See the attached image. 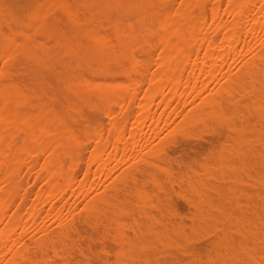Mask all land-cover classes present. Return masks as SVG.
I'll use <instances>...</instances> for the list:
<instances>
[{
  "label": "bare ground",
  "instance_id": "bare-ground-1",
  "mask_svg": "<svg viewBox=\"0 0 264 264\" xmlns=\"http://www.w3.org/2000/svg\"><path fill=\"white\" fill-rule=\"evenodd\" d=\"M0 55V264H264V0H0Z\"/></svg>",
  "mask_w": 264,
  "mask_h": 264
},
{
  "label": "rangeland",
  "instance_id": "rangeland-1",
  "mask_svg": "<svg viewBox=\"0 0 264 264\" xmlns=\"http://www.w3.org/2000/svg\"><path fill=\"white\" fill-rule=\"evenodd\" d=\"M1 64L3 65V61H2V57H1V55H0V66H1ZM205 130V131H204ZM208 129H203V132H198V131H196V134H195V132H193V134H191L192 136H189L188 135V137H189V139H188V137H186V138H183V139H180V140H178V142H179V148L178 149H181V147H183V146H186V147H183L184 149H185V154H183L182 153V157H181V161H180V158H178V160L179 161H177V163L179 162H181V164H173V170L175 171H173V177L174 178H177L178 176H179V173H181L182 171L184 172L185 171V169H184V167H185V165H189L190 164V161L191 162H193V160L195 159H199V156L201 155V154H203L204 153V151H206L207 149H209L208 147H211L212 148V146L214 147L215 145H218V143H221L222 141H223V139H221V138H223V137H218V139L220 140V142L218 141V139H217V137H214L212 134H210L209 132H210V130H209V132L207 131ZM199 131H202V130H199ZM208 132V133H207ZM203 133V134H202ZM204 133H206V135L204 134ZM201 136H200V135ZM213 136L212 137V139H211V136ZM193 136H194V138H193ZM196 136V137H195ZM198 136V137H197ZM210 136V137H209ZM210 138V139H209ZM214 138H215V140L218 142H216L215 140H214ZM206 139V140H205ZM214 140V141H213ZM222 140V141H221ZM206 141H209V142H206ZM211 141H213L212 142V144H209V143H211ZM184 142V143H183ZM214 143H216V144H214ZM181 144V145H180ZM214 144V145H213ZM211 145V146H210ZM177 149V153L179 154V153H181L182 151H180V150H178ZM192 149V150H191ZM178 151H180V152H178ZM190 152V153H188V152ZM187 154V155H186ZM187 157H186V156ZM186 157V158H185ZM195 157V158H194ZM188 158V159H187ZM190 159H192V160H190ZM197 159V160H198ZM184 160H185V162H184ZM187 163V164H186ZM177 166H179V167H177ZM176 168V169H175ZM181 168V169H180ZM176 170H178V171H176ZM182 170V171H181ZM177 176V177H176ZM35 184V183H34ZM168 185V184H167ZM167 185H165L166 186V188L168 189L169 187L167 186ZM36 187V186H35ZM34 188V187H33ZM179 188H180V186H176V185H173V191H171L170 192V195H171V197H170V199L172 200V202L174 201V206H176L175 207V209H177V212H178V214H180L181 216H185V215H187V211H188V208H187V205L185 204V199H183V197H184V195H182V192H180V191H182L181 189L179 190ZM182 188V187H181ZM179 197V198H178ZM180 207H181V209H180ZM183 209V210H182ZM180 212V213H179ZM183 212V214H181ZM187 212V213H186ZM109 244H107L106 246H107V248H109L108 250V253H110V251H111V248L112 247H109L108 246ZM75 254V253H74ZM75 256H78L77 254H75L74 256L72 255V258H74ZM78 258H79V256H78ZM93 259V258H92ZM91 259V260H92ZM74 260H77V257H75V259ZM93 261H95L94 259L92 260V263L91 264H95L96 262H94L93 263Z\"/></svg>",
  "mask_w": 264,
  "mask_h": 264
}]
</instances>
